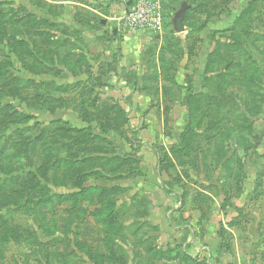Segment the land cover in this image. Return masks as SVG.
Masks as SVG:
<instances>
[{"label":"rangeland","instance_id":"obj_1","mask_svg":"<svg viewBox=\"0 0 264 264\" xmlns=\"http://www.w3.org/2000/svg\"><path fill=\"white\" fill-rule=\"evenodd\" d=\"M159 2L127 40L0 0V264L194 263L141 237L145 146L183 222L264 264V0Z\"/></svg>","mask_w":264,"mask_h":264},{"label":"crops","instance_id":"obj_2","mask_svg":"<svg viewBox=\"0 0 264 264\" xmlns=\"http://www.w3.org/2000/svg\"><path fill=\"white\" fill-rule=\"evenodd\" d=\"M29 4L34 11L45 16L43 18L52 20V22L53 20L66 19L68 10L77 9L86 16V21L83 16L81 19L77 18V22L80 24L84 22L90 26L91 23L99 21L101 25H106L105 29L108 28L107 25L113 22L117 27L116 21L125 9L122 4L113 0H29ZM221 18L222 20L218 19L211 22L224 21L228 16ZM73 20L76 21V19ZM226 22H228L227 19ZM99 33L101 36L104 35L103 31ZM132 34L141 35L144 33ZM125 39L129 40L131 36L127 35ZM143 156L142 168H145L146 174L141 182L147 185L145 189L148 190L146 193L148 209L144 212V218L141 220L142 225H145L141 237L153 239L154 247L158 251L177 250L178 253L182 252L187 255L194 263L238 264L222 249L221 239L216 234L214 225H211L208 232L201 236L198 234L197 224L189 220L186 214V221L183 222L177 193L167 195L158 190L157 183L161 178L165 180V177L163 174L159 175L157 171L153 172L154 168L158 169L159 167V158L156 157L154 149L151 146L143 147ZM156 262L157 264H182L179 260L166 258H158ZM189 264L191 263L189 262Z\"/></svg>","mask_w":264,"mask_h":264},{"label":"built area","instance_id":"obj_3","mask_svg":"<svg viewBox=\"0 0 264 264\" xmlns=\"http://www.w3.org/2000/svg\"><path fill=\"white\" fill-rule=\"evenodd\" d=\"M125 9L117 19V29L124 37L131 33L162 31L163 13L159 0H113Z\"/></svg>","mask_w":264,"mask_h":264},{"label":"water","instance_id":"obj_4","mask_svg":"<svg viewBox=\"0 0 264 264\" xmlns=\"http://www.w3.org/2000/svg\"><path fill=\"white\" fill-rule=\"evenodd\" d=\"M187 10L188 6L186 4H183L181 9L175 14V17L173 19V27L174 31L177 34H183L186 31L184 22L186 19Z\"/></svg>","mask_w":264,"mask_h":264},{"label":"trees","instance_id":"obj_5","mask_svg":"<svg viewBox=\"0 0 264 264\" xmlns=\"http://www.w3.org/2000/svg\"><path fill=\"white\" fill-rule=\"evenodd\" d=\"M186 20V19H185ZM96 130H99L98 128H96ZM17 180V179H16ZM67 200H68V198H67ZM115 208V207H114ZM109 209H110V206H109ZM110 210H112V212L114 211V209H110ZM110 216V215H109Z\"/></svg>","mask_w":264,"mask_h":264}]
</instances>
